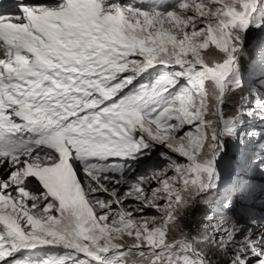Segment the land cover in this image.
Wrapping results in <instances>:
<instances>
[{
	"label": "snow or ice",
	"instance_id": "1",
	"mask_svg": "<svg viewBox=\"0 0 264 264\" xmlns=\"http://www.w3.org/2000/svg\"><path fill=\"white\" fill-rule=\"evenodd\" d=\"M262 81L264 0L0 4V264H264Z\"/></svg>",
	"mask_w": 264,
	"mask_h": 264
},
{
	"label": "rangeland",
	"instance_id": "2",
	"mask_svg": "<svg viewBox=\"0 0 264 264\" xmlns=\"http://www.w3.org/2000/svg\"><path fill=\"white\" fill-rule=\"evenodd\" d=\"M260 36V32L253 29L250 30L248 33V41L254 42L258 37ZM247 58L242 59L241 63L242 65H244L245 67L247 66ZM246 61V62H244ZM244 62V64H243ZM261 83H264V81H262ZM229 143V148L226 151L224 158L221 161V165H222V170L224 169V166L229 165L232 162V150H231V144ZM248 176L250 178V180L254 183V185L256 186L258 193L259 190L264 189V174H261L258 171L255 170H249L248 172ZM219 205V198H217L214 201V206H216L218 208ZM207 210V209H206ZM253 210L256 211L258 214L264 215V198L261 197L260 194L257 195V198L255 200V204L253 206ZM176 230H177V226L175 225H171L169 228V238L171 239L175 234H176ZM124 243H133L134 241L130 240L128 237L124 238ZM46 249H37L33 252H18L17 253V257H23L25 259H27L28 257H31L33 262H35L36 260L40 259L43 257L44 254H46ZM215 255V254H219V255H225L228 259V254L226 252H221L216 248H211L209 250V256L210 255ZM128 264H145V262L140 261L139 258L137 257H130L128 260Z\"/></svg>",
	"mask_w": 264,
	"mask_h": 264
},
{
	"label": "trees",
	"instance_id": "3",
	"mask_svg": "<svg viewBox=\"0 0 264 264\" xmlns=\"http://www.w3.org/2000/svg\"><path fill=\"white\" fill-rule=\"evenodd\" d=\"M244 62H246V61H244ZM244 62H243V64H244ZM205 211H206L205 208L198 206L194 210L193 215L195 216V215H198V214L203 213ZM187 221H188V218L186 217L185 223H187ZM175 226H177V229L180 227L179 224H176ZM209 257H210V259H212L213 264H228L229 259L224 254L223 255H219V254L212 255L211 254Z\"/></svg>",
	"mask_w": 264,
	"mask_h": 264
}]
</instances>
